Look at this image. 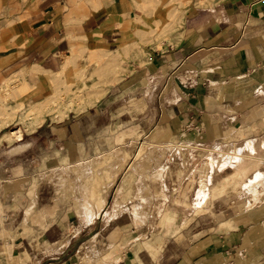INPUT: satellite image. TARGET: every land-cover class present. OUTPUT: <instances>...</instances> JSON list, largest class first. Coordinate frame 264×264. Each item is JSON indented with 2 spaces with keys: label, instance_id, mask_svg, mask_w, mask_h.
<instances>
[{
  "label": "crops",
  "instance_id": "obj_1",
  "mask_svg": "<svg viewBox=\"0 0 264 264\" xmlns=\"http://www.w3.org/2000/svg\"><path fill=\"white\" fill-rule=\"evenodd\" d=\"M66 92L74 95L59 100ZM0 93L9 94L3 108L21 104L20 113H36L20 122L22 136L0 149L2 244L14 230L42 237L53 220L42 189L55 171L88 165L91 172L105 157L116 160L123 140L127 147L139 140L133 126L146 128L140 156L199 148L188 141L227 140L224 147H200L208 152L207 172L195 206L225 192L226 184L213 185V178L227 166L236 179L263 164L243 176L250 189L251 177L264 173V151L255 152L264 132V0H0ZM59 109L70 111L53 118ZM121 163L115 195H100L98 210L91 199L82 203L86 221L100 214L108 221L111 209L104 207H116L127 186H136L135 199L149 188L135 170L123 174ZM166 167L154 171L160 179L154 186L163 184ZM252 208L226 220V228L185 231V248L172 264H264V211ZM56 243L48 242L50 251L60 248Z\"/></svg>",
  "mask_w": 264,
  "mask_h": 264
},
{
  "label": "rangeland",
  "instance_id": "obj_2",
  "mask_svg": "<svg viewBox=\"0 0 264 264\" xmlns=\"http://www.w3.org/2000/svg\"><path fill=\"white\" fill-rule=\"evenodd\" d=\"M72 95H74L73 92H66L59 97V100H65L67 96ZM5 96L7 99L9 94ZM5 96L0 93L1 150L4 145L8 147L14 143L15 135L12 131L22 130L21 126H25V124L19 125L20 122L27 123L30 117L35 118L36 115L35 109L28 113H20L21 104H16L11 109L3 108ZM55 111L56 113L53 114L57 116L53 118L59 119L70 110ZM73 111H80V109ZM18 112L20 119H18ZM33 127L34 125L30 123L26 128ZM145 129L142 125L133 126L131 135L139 137V140L129 143V147L126 146L127 141L123 140V147L126 148L122 151L117 149L118 155L123 152L122 156L114 160V157L108 154V157L102 159L101 166L96 164L93 168L91 167V172H88V165L84 167L85 170L82 165H77L75 171L72 170L73 168H59L55 171L49 187L42 189L43 202H51L47 212L52 214L53 220L48 221L42 229L41 232L44 231L42 237L34 236V230L29 228L20 230L19 233L17 230L12 231L9 241L3 244L0 242V264H9V260L13 264H37L38 262V264H126L130 257L136 258V264H172L185 248V231L190 236L199 228L202 231L216 227L226 228V220L234 215L239 218L241 214L249 213V207H253L252 212L264 211V203H261L264 201V173L251 177V184L248 185L250 189L243 184L245 173H250L253 167H263V164H253L247 172L245 168L242 169L244 171L236 179L234 168L231 166L217 170L213 185L226 184L225 192L219 197L209 194L202 203L196 202L197 205L199 204L198 207L195 206L192 197L200 184L199 177L207 172L206 160L208 159V152L201 150L200 147L215 145L216 141H188L198 145L199 148L179 151L175 147H170L166 153L156 151L150 155L140 156V150L144 147L143 142L147 138L143 134ZM129 135L128 133L125 136ZM233 142L237 145L243 143L242 141ZM216 143H220L219 146L223 147L229 145L226 139ZM262 151H264V132L257 139L255 148V152ZM214 154L216 155L217 152ZM1 156H3L2 152H0ZM142 160H148V162L144 161L135 168V164ZM120 162H122L123 174L127 170H135L141 184L149 188L139 190L135 199L136 186L134 189L130 185L127 186L125 195L116 207L111 206L112 203L104 207L106 210L111 209L110 216L107 215L108 221L101 219V214L95 221H86L84 213L81 212L82 203L91 199L93 207L98 210L102 206L99 200L100 195L101 197L109 196V199L115 195L116 180L122 172L117 173L114 170L119 167ZM163 164L167 165L163 178L164 191L169 196L166 200L161 196L163 184L156 186V182L159 183L160 179L153 176L154 171L157 172ZM99 167L104 171L100 172ZM105 177L107 187L101 189L100 185L104 184ZM153 183H156L155 186ZM93 185H97L98 188L92 189ZM250 196L255 200L251 206L248 204ZM136 208L140 211L138 219L134 211ZM166 214H169L168 218L172 219L171 222L164 218ZM230 223L233 224L232 221ZM78 228L80 230L76 232ZM100 230L101 233H99ZM55 240L56 246L60 248L50 251L48 242ZM65 241H69L68 245L61 248Z\"/></svg>",
  "mask_w": 264,
  "mask_h": 264
},
{
  "label": "bare ground",
  "instance_id": "obj_3",
  "mask_svg": "<svg viewBox=\"0 0 264 264\" xmlns=\"http://www.w3.org/2000/svg\"><path fill=\"white\" fill-rule=\"evenodd\" d=\"M12 134H14L17 138H20L22 136L20 129H18L17 131H12ZM11 137H12V135H11ZM221 192H223V191H221Z\"/></svg>",
  "mask_w": 264,
  "mask_h": 264
}]
</instances>
